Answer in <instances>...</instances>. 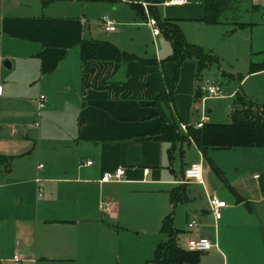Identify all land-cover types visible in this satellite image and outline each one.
<instances>
[{"label": "crops", "instance_id": "obj_1", "mask_svg": "<svg viewBox=\"0 0 264 264\" xmlns=\"http://www.w3.org/2000/svg\"><path fill=\"white\" fill-rule=\"evenodd\" d=\"M77 1L50 0L33 7L25 3L21 11L0 12V64L9 58L11 62L7 59L9 65L4 66L10 67L14 59H25L23 79H37L41 84L37 93L27 96L21 94L22 86L15 79L0 83V155L7 157L0 160V264H11L14 252L20 256L19 264H117L119 252H128L120 246L123 240L145 241V252L138 247L130 254L134 264L151 262L149 242L155 240L156 244L166 238L159 226L169 211L180 247L184 248L189 235L203 234L211 242L206 250L198 251L196 262L182 264H264L263 148H207L204 155L193 142H182L169 157V143L153 132L159 116L150 103L152 95L173 79L174 62L159 60L170 53L169 41L161 31L151 32V56H140L154 57L151 64L135 59L82 62L77 41L88 37L83 32L87 22L70 10ZM120 1L127 4L132 18L140 16L128 0ZM152 2L159 17L174 20L188 42L215 56L212 63L217 67L219 56L236 58L239 48L244 49V40L236 36L246 22L227 13L240 0L222 10L212 23L203 19L204 0L169 5L161 0ZM102 15L112 19L115 28L103 29L99 15L98 30L121 29L110 13ZM89 36L93 37L91 32ZM70 47L73 53L67 55ZM255 49L258 53L248 57V64L262 59L264 39ZM209 66L197 73L192 57L178 66L169 108L180 119L183 131L186 124L196 125L200 119L220 122L208 118L211 109L204 107L206 97L202 101L195 98L200 77L218 81L207 73ZM57 70L59 77L53 73ZM249 72L236 76L234 89L225 86L224 96H216L231 98L228 110L236 92L264 104V68ZM220 73L233 77L223 68ZM250 76V87L255 85L249 87L253 94L248 96L239 87ZM39 93L47 103L40 123L39 115L32 119L30 114ZM14 98L26 109L22 114L30 117L28 120L6 121L2 117L1 109L13 105ZM33 138L35 147L28 150ZM87 159L91 163H85ZM192 161L200 164L199 179L182 180L184 166ZM117 166L123 169L119 180H99L102 171ZM180 182L185 184L184 197L171 205L168 190ZM211 194L226 203L218 218L208 210ZM99 202L107 209L99 207ZM191 217L196 225L189 229L186 221ZM151 218L153 224L148 226L145 223ZM129 222L143 225L134 226L133 235L127 231Z\"/></svg>", "mask_w": 264, "mask_h": 264}, {"label": "trees", "instance_id": "obj_2", "mask_svg": "<svg viewBox=\"0 0 264 264\" xmlns=\"http://www.w3.org/2000/svg\"><path fill=\"white\" fill-rule=\"evenodd\" d=\"M50 0H42L46 3ZM146 1L151 15L157 19L159 30L169 41L171 51L165 57L159 59L163 61L170 59L174 62V74L172 82L165 88L154 93L150 103L155 106V114L159 116V121L153 132L157 133L161 139L167 141L169 146L167 154L170 157L171 151L178 143L193 142L195 146L205 155L207 148H226L238 145H257L264 151V104L247 99L240 93H235L234 105L228 110L227 121L212 122L202 121L199 125L186 124L184 131L180 128V119L169 108L172 98V86L176 77L180 62L185 58H194L196 61L197 73L204 67L216 61V57L201 46L188 42L177 23L170 19L159 17L153 4V0H128L130 6L141 17L145 18L142 11L141 2ZM238 0H204L203 19L212 23L217 21L218 14L233 6ZM79 57L82 62L87 60L101 59L126 62L138 60L142 63H155L154 57L145 58L120 49L107 39L81 37L77 41ZM264 68L263 57L258 62L250 61L248 71H255ZM198 90L195 91V95ZM181 152V151H180ZM7 157L0 155V160ZM210 167L219 173L214 163L206 157ZM184 183L180 182L168 190V199L171 205L184 197ZM159 230L166 234L165 239H160L154 246L151 255L153 264H182L194 263L198 258V251L187 250L180 247L175 238L176 229L172 224V213L167 212L161 219Z\"/></svg>", "mask_w": 264, "mask_h": 264}, {"label": "rangeland", "instance_id": "obj_3", "mask_svg": "<svg viewBox=\"0 0 264 264\" xmlns=\"http://www.w3.org/2000/svg\"><path fill=\"white\" fill-rule=\"evenodd\" d=\"M144 4L141 3L142 11L145 14V10L149 15L150 12L148 10L147 2L143 1ZM27 4L28 7H33L35 5H44L46 3H42V0H17L15 3L14 0H0V12L3 11L4 13L9 12L10 10H14L15 12L21 11L24 8V4ZM41 3V4H40ZM76 4L70 10L71 12H76L80 17H83V20H86L87 24L83 27V32L85 36H89L90 32L94 38H101L107 39L114 42L118 47L124 45L128 48L133 49L128 50L124 49L127 52H133L137 56H142L147 54L151 56V30L144 24V18L141 16L132 18L130 13L126 10L127 4L118 0L116 3L110 2V0H78L75 2ZM113 3V4H112ZM115 4V5H114ZM73 6V5H71ZM115 6L114 9L112 7ZM253 8V9H252ZM105 13H110L112 18L120 24L121 29L118 31H103L98 30L97 20L98 16H106L102 15ZM234 16V18L238 21L246 22L242 28H239L237 38L242 41L244 40L245 46L244 49L241 47L239 48V54L236 58H225V56H219V67L216 66V63H211L207 73L212 76L213 78L220 81L221 88L225 89V86L229 87L230 89H234L237 86L238 79L236 78L237 75H244L248 71V57H254L257 55V49L255 46L262 43V39H264V0H240L232 11H228ZM225 12V15H228ZM101 18V17H100ZM137 21V23H135ZM101 23V19H100ZM89 24V25H88ZM252 46L251 49L249 46ZM72 47V46H71ZM69 48L67 51V55L73 53V48ZM121 48V47H120ZM10 62L11 60L7 58ZM25 59H14L13 65L10 67H5L2 62L0 64V83L2 80H6L11 82L15 79L16 82H19L22 86L21 91H23V95H33L37 93V91L41 88V84L38 80H24L22 71L24 69V62ZM29 61V60H28ZM255 61V60H254ZM220 68H223L224 71H229L233 74V77H226L225 73H220ZM64 70V67H63ZM53 73H57L55 77H59L61 72L55 71ZM250 73V72H249ZM53 75V74H52ZM253 81V77H248L245 82L242 84L240 83L239 90L243 89V91L249 96L250 93L249 87ZM255 85V83L252 85ZM241 88V89H240ZM221 89V90H223ZM251 90V89H250ZM237 93V92H236ZM250 93V94H249ZM19 94V93H16ZM238 94V93H237ZM61 95H56L59 97V103L62 101ZM251 96V95H250ZM196 100H200L201 93L198 91V94L195 96ZM13 105H6L4 110L1 109V115L6 121H18L23 122V120H28L30 117H25L22 114L26 109L24 107H20L19 100L14 98ZM58 99V98H57ZM231 98H219L216 96H206L204 99V107H209L211 111L208 114V118H212L213 120H219L220 122L226 121L229 119L228 117V106L227 102H229ZM12 101V100H11ZM46 102V101H45ZM5 103H7L5 101ZM47 106V103H44V107L40 108L38 113L36 112L35 107L31 108L30 114L31 118L35 119L38 115L39 123L43 116V109ZM232 107V106H231ZM45 140V138H44ZM36 139L33 138L29 140L28 150L35 147ZM40 145H43L42 136L39 138ZM152 208V206H150ZM146 222L145 224L152 225L153 220ZM119 224V223H118ZM128 224V233L135 234L136 226L143 225L140 222H129ZM135 226V227H134ZM123 230H126V228ZM161 237H163L161 235ZM150 240V239H149ZM133 241V242H132ZM132 241H122V249L123 251H128L127 253L119 252V259L117 264H134L135 258L131 256L130 252L134 249L136 250L138 247H143L144 252L146 249V243L143 242H134ZM149 242L148 250L149 256L152 255V248L153 244H155V240ZM134 250V251H135ZM133 255V254H132ZM144 264H152L151 262H144Z\"/></svg>", "mask_w": 264, "mask_h": 264}, {"label": "built area", "instance_id": "obj_4", "mask_svg": "<svg viewBox=\"0 0 264 264\" xmlns=\"http://www.w3.org/2000/svg\"><path fill=\"white\" fill-rule=\"evenodd\" d=\"M186 0H161L163 5L169 4H179L183 3ZM144 4V2H141ZM153 4V2H150ZM144 22L150 27L152 34H157L160 32L157 19L153 15H149L145 10V20ZM101 26L105 30H112L115 28V24L112 19L106 16L101 17ZM197 89L201 92L200 101L203 100L206 96H224L222 93L221 85L218 81L213 80L210 77L202 76L198 79ZM45 103V95L43 93H39L35 99V109L36 112L40 110L44 106ZM201 118L204 117V109L201 108ZM203 120L197 122L196 125H199ZM184 127V124H181ZM85 163H91L90 159L85 160ZM36 166H41V163H37ZM201 167L200 164L196 161L189 162L184 166L182 170V180H196L199 179ZM123 173V169L119 166L115 167L112 170H104L102 171L99 180L100 181H111V180H119ZM37 180V178H35ZM37 193H41V189L37 186ZM226 205L224 199L218 197L217 195L211 194L207 197V206L209 212L212 214L214 218H218L221 215V209ZM98 206L104 209H107V206H104L103 202H99ZM196 225V219L194 217L188 218L186 221V227L192 229ZM211 242L206 235L197 234V235H189L184 240V248L187 250L193 251H204L210 246ZM11 264H19L20 256L18 252H14L11 256Z\"/></svg>", "mask_w": 264, "mask_h": 264}, {"label": "water", "instance_id": "obj_5", "mask_svg": "<svg viewBox=\"0 0 264 264\" xmlns=\"http://www.w3.org/2000/svg\"><path fill=\"white\" fill-rule=\"evenodd\" d=\"M2 64L5 65V66H8V65H9V61H7V59H4V60L2 61Z\"/></svg>", "mask_w": 264, "mask_h": 264}]
</instances>
